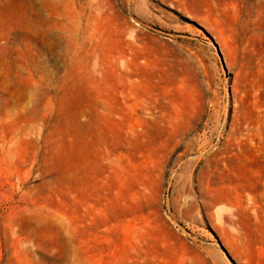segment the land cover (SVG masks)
Returning <instances> with one entry per match:
<instances>
[{"label":"rangeland","instance_id":"374dc122","mask_svg":"<svg viewBox=\"0 0 264 264\" xmlns=\"http://www.w3.org/2000/svg\"><path fill=\"white\" fill-rule=\"evenodd\" d=\"M0 264H264V0H0Z\"/></svg>","mask_w":264,"mask_h":264},{"label":"bare ground","instance_id":"6f19581e","mask_svg":"<svg viewBox=\"0 0 264 264\" xmlns=\"http://www.w3.org/2000/svg\"><path fill=\"white\" fill-rule=\"evenodd\" d=\"M182 145H184L186 148H189L191 145L190 143H183ZM177 145L172 146V148H175Z\"/></svg>","mask_w":264,"mask_h":264}]
</instances>
